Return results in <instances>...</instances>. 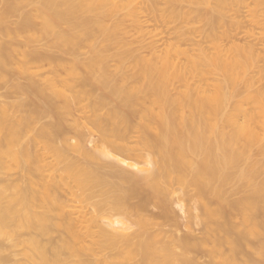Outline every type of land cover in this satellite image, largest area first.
Masks as SVG:
<instances>
[{"label": "bare ground", "instance_id": "1", "mask_svg": "<svg viewBox=\"0 0 264 264\" xmlns=\"http://www.w3.org/2000/svg\"><path fill=\"white\" fill-rule=\"evenodd\" d=\"M132 5L0 0V38L42 37L74 58L67 69L52 64L48 78L12 84L24 97L0 104V264H197L206 247L221 264H264V68L255 64V79L241 66L252 46L217 43L210 23L200 32L207 45L193 43L195 54L171 45L157 54L149 45L150 60L127 71L117 55L109 71L104 53L118 42L121 19L113 28L105 19L125 12L136 34L148 35ZM21 7L32 11L10 29L5 20ZM82 44L91 52L86 60L76 58ZM14 52L0 45V80L36 76L30 69L47 59L22 52L15 67ZM229 192L240 196L230 200ZM174 205L188 213L185 229L200 225V237L177 234ZM150 206L155 215L145 214ZM18 246L20 259L5 254Z\"/></svg>", "mask_w": 264, "mask_h": 264}, {"label": "rangeland", "instance_id": "2", "mask_svg": "<svg viewBox=\"0 0 264 264\" xmlns=\"http://www.w3.org/2000/svg\"><path fill=\"white\" fill-rule=\"evenodd\" d=\"M132 1V7L134 6L137 8L139 20L142 26H144L142 30L143 34L148 35L141 36L136 34V31L133 29L130 20L124 16L125 12H120L115 17L105 19L104 23L110 28L116 26L117 19H121V26L118 27L119 29L116 28L115 36H112L118 42H113V44L107 48L104 53L105 61L103 62V65L109 71L117 70V65L119 64L117 55H121L120 57L122 58L124 69L127 71H131L133 69L134 63L137 60H150L152 56L149 45H153L154 47L157 45V54H162L165 49L168 48V45L176 46L182 51H187L189 55L195 54V46H193V43H198L202 40L200 43H203L204 46L207 45L203 42L202 37L204 36H202L201 33L207 28V25L214 23L213 31L214 36H216L217 43H221L223 46H229L232 43L242 47L252 46L254 54L250 55L246 53L244 59L241 60V62H243L241 63V66H244L245 68L247 67L249 71L252 69L253 72L251 75H254L255 79H258V77L260 78L259 73L257 75L255 64L264 68V0H223V4L219 6L214 4V0L199 2L195 5L182 2L180 4H176L175 6L172 5L170 0ZM151 7L154 9L151 10ZM174 8L177 9L175 13L172 12ZM27 10L32 11V8L21 7L15 13L7 16L5 20L6 25L10 29H15L20 14ZM176 13L178 15H176ZM61 29H65V27L62 26ZM90 29L94 33L96 43H98L101 39V35L97 27L92 26ZM181 33L190 36H179L178 34ZM48 40L49 39L39 37V39L31 42L25 35L14 37L1 36L0 45L10 44L12 49L15 50L13 53V65L15 67L16 63L21 60L22 52L40 53L47 56V59L43 60L38 68L30 69L31 72H35V74H37L36 76H32L30 73L21 75L15 72L12 77H9L5 80H0V104L16 102L24 97L13 89L12 84H24L32 78L37 80L40 78H48L51 75L50 66L57 62L63 69H67L69 66H72L74 61L73 56L69 54H62L57 50L47 48L46 43ZM90 54L91 52L89 46L87 44H82L76 58L80 60H86L91 57ZM255 55L258 56V62H256ZM176 60H178L179 63H184V55L176 56ZM62 68L60 69L61 72H63ZM263 75L261 74L260 78L261 85L264 81V77L262 79ZM212 76L213 75L205 73L203 78L208 80L212 78ZM195 80H197L196 76H194V78H189V82H194ZM257 84L260 86V81L257 82ZM262 87H264V84ZM89 89L90 87H86V90ZM100 113L104 114V111ZM73 114L77 117L83 115L82 111L78 110ZM67 119L68 124H71V116L68 115ZM49 121L50 119L44 118L33 125L32 129H38L40 126L48 123ZM86 127L88 129L90 128L88 125ZM91 131L95 132L93 129H91ZM85 132L87 138L90 139L86 129ZM28 135L30 136L32 133H29ZM96 135L97 134L95 132L94 136ZM94 141H96L95 137ZM86 145L88 148H90L92 144H88L87 142ZM13 173V167L7 170V174L12 175ZM231 192L228 193L230 200H236L239 198L240 194H233ZM174 211V213L177 214L176 217L178 226H180L179 228L181 230L180 231L179 228L175 227L177 228V231H179L177 234L180 235L181 233V235H185L188 232L193 236H201L202 230L200 225H193V223V226L191 227L194 231L191 229V232H189L183 226L188 220V213H185L186 211L183 213V211L180 210L177 205H174ZM147 212H145V214L150 215L151 213H154L155 215V213L158 211L157 208L150 206L149 209H147ZM234 222L237 223V220ZM170 229L173 230L174 227H171ZM249 243L250 246L253 247L256 244V240L252 239L249 241ZM21 250V246L9 248L5 254L10 255L13 259H20ZM208 250L209 247H206L204 250H202V252L198 253L195 256V262L197 264H221L219 259H211L208 257V255L205 253ZM190 256H192V254H190Z\"/></svg>", "mask_w": 264, "mask_h": 264}]
</instances>
